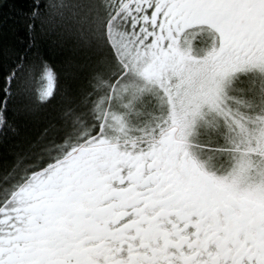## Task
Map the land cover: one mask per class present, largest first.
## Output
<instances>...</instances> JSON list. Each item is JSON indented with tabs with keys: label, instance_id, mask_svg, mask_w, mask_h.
Segmentation results:
<instances>
[{
	"label": "snow or ice",
	"instance_id": "snow-or-ice-1",
	"mask_svg": "<svg viewBox=\"0 0 264 264\" xmlns=\"http://www.w3.org/2000/svg\"><path fill=\"white\" fill-rule=\"evenodd\" d=\"M0 45V264H264V0H0Z\"/></svg>",
	"mask_w": 264,
	"mask_h": 264
},
{
	"label": "trees",
	"instance_id": "trees-1",
	"mask_svg": "<svg viewBox=\"0 0 264 264\" xmlns=\"http://www.w3.org/2000/svg\"><path fill=\"white\" fill-rule=\"evenodd\" d=\"M44 2L47 3L48 0H44ZM68 2L71 3L73 2V0H68ZM9 39L11 40L12 37L10 36ZM56 44H57V38L54 35L50 37H46L44 40L45 50H47L49 54L53 56V59H58L59 50ZM0 49H2V45H0ZM2 64H3V56H2V52H0V65ZM60 103H61V97L60 95H57L56 99L53 101V104L50 107L55 108ZM0 140H2V138H0ZM6 153H7V145H3V143L0 142V163H2L5 159H10V157H8Z\"/></svg>",
	"mask_w": 264,
	"mask_h": 264
}]
</instances>
